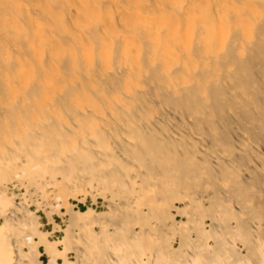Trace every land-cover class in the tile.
<instances>
[{
  "label": "bare ground",
  "instance_id": "bare-ground-1",
  "mask_svg": "<svg viewBox=\"0 0 264 264\" xmlns=\"http://www.w3.org/2000/svg\"><path fill=\"white\" fill-rule=\"evenodd\" d=\"M34 1L0 0V264H45L41 247L49 264H140L146 230L100 234L93 211L72 215L74 262L33 240L36 220L1 188L56 175L128 205L142 182L155 217L175 219L178 200L210 219L166 226L185 249L148 242L152 264H264V0Z\"/></svg>",
  "mask_w": 264,
  "mask_h": 264
},
{
  "label": "rangeland",
  "instance_id": "rangeland-1",
  "mask_svg": "<svg viewBox=\"0 0 264 264\" xmlns=\"http://www.w3.org/2000/svg\"><path fill=\"white\" fill-rule=\"evenodd\" d=\"M38 7L42 10L40 3H38ZM130 177L137 179V176L133 173L130 174ZM47 180L51 181V183L41 185V182L39 181L29 187L27 181L15 179L7 185H3L1 191H4L6 197H9V199L16 205H23V207H26L24 209H26L36 220L37 230L33 235V240L37 241L42 237L45 238L47 242L55 244L56 248L61 249L71 262L76 260L77 254L75 251L78 244L74 239L79 237L83 232V228L73 226L71 223L72 215L75 213L81 214L93 211L98 215H103L100 219V225H85L87 229H93L100 234L106 230L112 233L114 232L113 228L115 227L126 232L121 235L122 237H128L133 240L135 235L132 232L135 233L136 231L146 230L147 234H145L144 238H146L148 242H162L164 245H166V242L173 249H177V251H181L185 248L184 246H181L184 244L179 235L167 231V227L174 226V222H183L187 219L188 215H193L199 223L204 225L207 231L210 229L208 226L210 224V219L205 215L198 213L195 207L189 202L186 204V202L176 200L173 203V206L179 208V213L177 212V217H175V219L155 217L150 211L149 206L146 205V202L142 200L146 195V192L142 190L137 192L140 190L139 187L142 183H139V181L137 182L139 184L133 188L135 195L133 194V199L128 205L126 202L120 200V197L128 195V192L125 190H104L99 187L95 181H87L83 183V186L81 187L71 182L65 184L63 188H61L60 185L63 183L64 179L59 175H56V177L54 176L52 180ZM157 200L162 201L159 198ZM116 204L117 206L114 208ZM124 208H129L132 211L130 221L113 216L114 211H122ZM174 210L175 208H172V215L176 214ZM3 216L4 215L0 211V226H3L6 222V219ZM69 234L73 236V240L63 242L64 238L67 236L68 238L70 237ZM165 235L168 238V242L167 239L163 238ZM192 237H196V235L192 234ZM23 238L27 237L24 235ZM5 239L8 240V243L11 245H17L18 243L17 236L12 231H7L5 233ZM148 242L146 246L143 247V255L140 264H152L154 259L153 255L155 252L151 247H155L158 244H148ZM209 243L213 244L212 240H209ZM236 245L241 250L246 249L243 242H240L239 240L236 241ZM21 247L23 251H28L26 246ZM39 252L38 260L45 264H49L51 257L45 253L42 247L39 249ZM91 262L92 264H105L104 256H94ZM57 263L63 264V260L58 259Z\"/></svg>",
  "mask_w": 264,
  "mask_h": 264
}]
</instances>
